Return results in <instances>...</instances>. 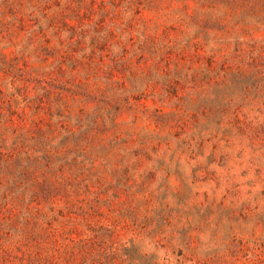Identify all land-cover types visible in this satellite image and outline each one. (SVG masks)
<instances>
[{"label":"rangeland","instance_id":"1","mask_svg":"<svg viewBox=\"0 0 264 264\" xmlns=\"http://www.w3.org/2000/svg\"><path fill=\"white\" fill-rule=\"evenodd\" d=\"M0 264H264V0H0Z\"/></svg>","mask_w":264,"mask_h":264}]
</instances>
